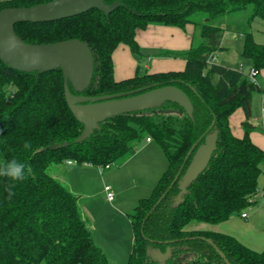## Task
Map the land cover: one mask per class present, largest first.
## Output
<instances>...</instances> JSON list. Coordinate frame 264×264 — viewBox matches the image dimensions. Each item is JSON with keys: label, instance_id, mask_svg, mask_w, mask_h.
<instances>
[{"label": "trees", "instance_id": "obj_1", "mask_svg": "<svg viewBox=\"0 0 264 264\" xmlns=\"http://www.w3.org/2000/svg\"><path fill=\"white\" fill-rule=\"evenodd\" d=\"M45 1L0 0V8ZM115 1L119 4L107 14L92 7L56 20L17 22L14 31L30 43L76 37L88 44L94 60L92 77L82 91L69 84L73 93H137L172 84L187 95L191 114L166 100L99 121L88 137L76 141L83 124L65 99L60 67L21 71L0 60V162L16 158L32 168L24 181L0 177V264H106L79 211L77 195L47 168L65 161L105 165L120 159L121 163L143 137L156 141L167 166L130 213L133 236L126 264H160L148 248L161 252L169 248L163 264H227L213 244L229 264H264V247L254 250L225 232L187 228L191 221L215 223L242 212L256 192L264 151L250 139L252 125L247 119L251 95L260 86L239 68L209 63L207 58L221 48L223 30L214 19L247 8L252 9L251 16L264 18V0H104ZM195 14L200 18L193 19ZM150 23L180 28L193 23L201 40L195 44L193 40L181 52L185 65L180 70H145L115 79L113 50L124 43L140 55L135 32ZM241 54L257 72L264 68V41L256 42L249 30L244 32ZM238 107L246 118L241 136L229 126V116ZM214 128L216 140L206 165L181 186L196 149ZM24 141L31 142L27 150ZM9 183H15L11 198Z\"/></svg>", "mask_w": 264, "mask_h": 264}, {"label": "water", "instance_id": "obj_2", "mask_svg": "<svg viewBox=\"0 0 264 264\" xmlns=\"http://www.w3.org/2000/svg\"><path fill=\"white\" fill-rule=\"evenodd\" d=\"M119 4L118 1L107 4L104 0H48L28 6H5L0 8V60L13 69L21 71L52 70L60 67L65 99L74 116L83 124L82 131L75 138L81 141L89 136L97 122L115 114L132 112L159 106L166 100L174 101L191 114V104L185 92L175 85L167 84L152 87L141 92L133 90L115 93L86 95L70 91L69 84L82 91L89 83L93 73V55L88 44L76 37L54 42L30 43L22 40L14 31L17 22H45L70 17L95 7L105 14ZM214 119L209 128L212 127ZM217 131L214 128L205 136L203 144L196 149L188 168V178L181 181L184 186L192 180L206 165L214 147ZM194 142L185 157L195 144ZM178 173L174 177H177ZM172 183V182H171ZM171 185V184H170ZM163 192L156 203L163 197ZM202 237V236H201ZM213 244L210 238H206ZM220 256L228 263L222 251L213 244ZM147 253L163 264L170 254L148 248Z\"/></svg>", "mask_w": 264, "mask_h": 264}, {"label": "crops", "instance_id": "obj_3", "mask_svg": "<svg viewBox=\"0 0 264 264\" xmlns=\"http://www.w3.org/2000/svg\"><path fill=\"white\" fill-rule=\"evenodd\" d=\"M195 28L196 27L193 23H187L183 28L172 25L150 23L144 28L136 29L135 39L141 48V54H134L126 44L119 43L112 52L114 78H127L137 72L142 73L145 70L153 72L182 69L185 65V57L181 54V52L190 47L195 35H197L195 34ZM244 32L241 33L242 43ZM220 46L221 48L219 50L213 52L215 55V62L233 67L229 65L230 63L223 59V53L230 48L228 44L224 43L223 34L220 39ZM219 51L222 53L220 54ZM143 56H146V61H141ZM248 61L250 62L249 67L251 68V60L249 58ZM140 67L142 69H140ZM263 69L264 68L260 69L257 74L262 71L261 78L263 77L264 79ZM245 119L246 118L241 107L236 108L235 111L231 113L229 116V126L234 135L241 136L243 134V126L241 122ZM247 121L252 125V129L249 132L250 139L264 151V88L261 86L259 91H254L251 95L250 116ZM151 141L152 139L147 140L145 137V142L141 144V147H137L129 157L121 162L123 165V163H127L129 159H133L134 157L135 162H139L137 160L138 158H141L142 161H140V164H135V168L132 171L135 173L134 175L131 172L129 173L117 170L118 166L115 170H109L105 177H101L103 185L102 188L100 187V189L97 190L98 195L105 193L103 190V186L105 184H109L114 193L112 200H108L105 196L106 200L109 202V207H112L114 204L117 206L122 202V198H119V193L122 188H117V185L121 183V180L130 179L131 182L135 181V184H133L132 187L135 197L133 199L131 197L132 200L130 201L132 209L139 198L147 196V192L151 191L158 179L157 178L155 181L154 173L150 174V170H152L150 167V159L153 154L149 150ZM155 156L157 157V155ZM75 165L80 166L90 164H78L73 161H65L56 164L53 168L54 171L50 172L72 192H76V189H74V180H76V183L80 182L77 169L74 168ZM109 167L110 166L105 169H108ZM98 170L101 172V167H99ZM92 196H94V194L90 191V193L87 194V197L91 198ZM92 208H94V206ZM243 212L246 213V216L244 217L241 216V212H233L227 218L215 223L203 221L198 222L199 224L191 225L192 223H197L191 221L187 224V228L192 230H214L225 232L233 235L248 247L254 250H261L264 247V162L260 165V172L257 176L256 192L252 197V202L243 210Z\"/></svg>", "mask_w": 264, "mask_h": 264}, {"label": "rangeland", "instance_id": "obj_4", "mask_svg": "<svg viewBox=\"0 0 264 264\" xmlns=\"http://www.w3.org/2000/svg\"><path fill=\"white\" fill-rule=\"evenodd\" d=\"M251 12V8L241 9L226 13L214 19V24L222 27L224 43L228 44L230 47L223 53V59L230 63L229 65L234 68L239 67L242 74L247 77L250 70V62L248 61V58L240 53L242 43L241 33L245 30H249L256 42L264 41V18L258 15L251 16ZM200 16V14H195L192 15V18H200ZM197 33L198 29L196 27L195 34ZM194 40L195 44L201 39L195 35ZM219 53L221 54L222 52L219 51ZM145 57L146 56H143L141 61H146ZM140 69L142 68L140 67ZM261 76L262 71L256 74L253 80L257 81L259 85L264 88V79L263 77L261 78ZM144 142L145 137L136 142V148L141 147V144ZM149 150L153 153L152 158L150 159V167L152 169L150 170V174L154 173L156 181L166 168L167 161L161 148L153 139L149 145ZM155 155H157V157ZM137 161L139 162H135L134 157L122 165L119 163L120 159H118L115 162L109 163L110 167L108 169H105V167L101 165V172L98 170L99 165L95 164L75 165L74 167L77 169L80 182L76 183V180H74V189H76V192L74 191L73 193L77 195L79 211L82 213V217L85 219L87 226L92 232L94 243L101 249L106 264H126L132 241L130 213H132L133 209L131 208L130 201L135 197L132 188L135 181L131 182L130 179H124L117 185L118 189L122 188L119 193V198H122V202L117 206L114 204L112 207H109V202L105 198V193L98 195L97 190H99L100 187L102 188L103 185L101 177H105L109 170H115L118 166L117 170L131 172L134 175L135 173L132 171L135 168V164H140L142 159L138 158ZM56 164L58 163L49 165L47 170L49 172L54 171L53 168ZM190 170L191 168L186 170L184 178L189 177ZM90 191L94 194L91 198L87 197V194L90 193ZM147 193L149 194L150 192ZM93 206L95 209L92 208ZM193 222L197 223H192L191 225L199 224L198 222L203 221ZM39 264L45 263L44 261H41Z\"/></svg>", "mask_w": 264, "mask_h": 264}, {"label": "clouds", "instance_id": "obj_5", "mask_svg": "<svg viewBox=\"0 0 264 264\" xmlns=\"http://www.w3.org/2000/svg\"><path fill=\"white\" fill-rule=\"evenodd\" d=\"M24 150L31 147L30 141H24L22 145ZM32 172L30 164L20 161L16 158L0 162V177L6 178L8 181L17 182L26 180ZM15 187V183H9L7 185V192L9 198L14 195L12 189Z\"/></svg>", "mask_w": 264, "mask_h": 264}, {"label": "built area", "instance_id": "obj_6", "mask_svg": "<svg viewBox=\"0 0 264 264\" xmlns=\"http://www.w3.org/2000/svg\"><path fill=\"white\" fill-rule=\"evenodd\" d=\"M207 61H208L209 63L215 62V55H214V53H211V54L208 56ZM256 74H257V70L254 69V68H250L249 73H248V77H249L250 79L253 80V78H254V76H255ZM146 139L149 140L150 138H149V137H146ZM103 166L106 168V167L109 166V164H105V165H103ZM99 167H101V165H99ZM103 190H104V192H105V196H106V198H107L108 200H112V199H113V196H114V193H113V190H112L111 186H110L109 184H105V185L103 186ZM241 216H243V217L246 216V213L242 211V212H241Z\"/></svg>", "mask_w": 264, "mask_h": 264}]
</instances>
